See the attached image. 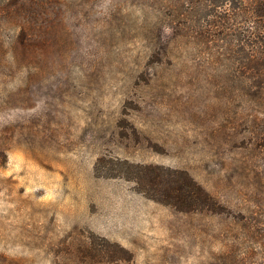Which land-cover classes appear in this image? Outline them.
Segmentation results:
<instances>
[{
    "label": "rangeland",
    "instance_id": "obj_1",
    "mask_svg": "<svg viewBox=\"0 0 264 264\" xmlns=\"http://www.w3.org/2000/svg\"><path fill=\"white\" fill-rule=\"evenodd\" d=\"M43 4L1 51L0 264H264L256 131L177 0ZM152 169L189 172L218 211L149 197Z\"/></svg>",
    "mask_w": 264,
    "mask_h": 264
},
{
    "label": "trees",
    "instance_id": "obj_2",
    "mask_svg": "<svg viewBox=\"0 0 264 264\" xmlns=\"http://www.w3.org/2000/svg\"><path fill=\"white\" fill-rule=\"evenodd\" d=\"M45 1L0 0V60L6 57L1 54L6 46L28 44L30 32L43 26L38 9ZM176 6L177 29L189 30L216 47L218 58L232 66L231 80L233 85L239 82L244 121L251 134L255 129L264 156V0H177ZM17 29L18 35L8 36ZM174 170L140 173L149 197L183 211H218L219 202L189 172Z\"/></svg>",
    "mask_w": 264,
    "mask_h": 264
}]
</instances>
